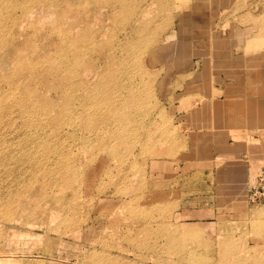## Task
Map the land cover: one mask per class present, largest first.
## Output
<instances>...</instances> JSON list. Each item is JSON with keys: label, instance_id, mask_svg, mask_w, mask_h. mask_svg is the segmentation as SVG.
<instances>
[{"label": "rangeland", "instance_id": "obj_1", "mask_svg": "<svg viewBox=\"0 0 264 264\" xmlns=\"http://www.w3.org/2000/svg\"><path fill=\"white\" fill-rule=\"evenodd\" d=\"M223 48L263 101L264 0H0V264H264V131H204L190 70Z\"/></svg>", "mask_w": 264, "mask_h": 264}, {"label": "crops", "instance_id": "obj_2", "mask_svg": "<svg viewBox=\"0 0 264 264\" xmlns=\"http://www.w3.org/2000/svg\"><path fill=\"white\" fill-rule=\"evenodd\" d=\"M224 49L225 48L218 53L206 50L203 54L199 53L191 59L190 70L193 72L199 73L206 69V72L213 76L214 71L216 81L214 84H210L211 93H214L212 92L213 89L216 90V99L218 102L220 101L219 106L221 108L225 106V104L227 105V112H218L216 114L215 111H212V113L206 111V117L202 118L206 123L202 125V129H204V131L216 130L219 131L221 135L232 134L233 136L244 134L245 130H252L253 134L257 136V132L264 131V128L260 129L256 127L264 126V99L263 101H253L248 98V96H245V98H247L245 100L242 98L244 95H242L241 91H243V93L249 91L251 85L246 82L242 76L247 73L246 71L249 70V68H252L253 72H255L256 69L250 67V65L253 64L257 66L259 59H256L258 57H250L244 51H229ZM212 58L213 62L211 60ZM207 61H210V63L208 64ZM214 62L215 66H212ZM244 65L247 66L245 67ZM230 71L233 72V75L238 77V81L232 76ZM228 72H230L231 77L228 76ZM241 73H243V75H241ZM262 83L264 86V82ZM220 107L218 110H222ZM218 110L216 109V111ZM213 120L214 123L212 124ZM220 121H228L229 123L223 122V124H220Z\"/></svg>", "mask_w": 264, "mask_h": 264}, {"label": "bare ground", "instance_id": "obj_3", "mask_svg": "<svg viewBox=\"0 0 264 264\" xmlns=\"http://www.w3.org/2000/svg\"><path fill=\"white\" fill-rule=\"evenodd\" d=\"M148 12V11H147ZM145 14V13H144ZM147 14V13H146ZM146 18V17H145ZM89 37H90V44L93 46V47H95V48H92V50H95L96 49V47H98L97 46V43L95 42V40L93 39V37H92V35H89ZM88 37V38H89ZM81 42V41H80ZM74 43H75V41H74ZM75 48H76V43H75ZM77 50V49H76ZM78 51V50H77ZM79 52V51H78ZM78 58V61H79V59H81V55L79 54H74V59H77ZM77 61V62H78ZM19 64L21 65V67L23 68V69H28V70H31V72H33L31 75H32V77H33V80H35L36 82L35 83H33L34 85H36V83L37 84H39L40 83V81H39V79H40V76H38V77H36L35 76V74L36 75H39V71H42L41 70V67L40 66H38V65H35V66H33V64H31V63H26L25 62V60L23 59V58H21V57H19ZM58 62H60V61H58ZM59 74H60V76H61V79L63 78L62 77V75H61V71L59 72ZM65 77V76H64ZM60 79V78H59ZM66 79H67V74H66ZM112 81H113V79H112ZM111 82V81H110ZM102 84L101 85H98V92L97 93H95L94 95H92L91 97L92 98H94L97 102L98 101H101L102 100V92H104V89L106 88V87H108L109 85H110V83L108 82V81H103V79H102V82H101ZM106 91V90H105ZM107 92V91H106Z\"/></svg>", "mask_w": 264, "mask_h": 264}]
</instances>
